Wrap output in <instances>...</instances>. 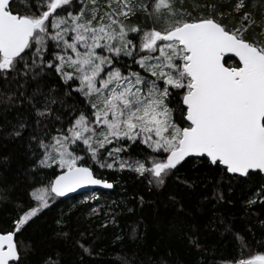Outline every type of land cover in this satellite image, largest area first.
<instances>
[{"label": "snow or ice", "instance_id": "obj_1", "mask_svg": "<svg viewBox=\"0 0 264 264\" xmlns=\"http://www.w3.org/2000/svg\"><path fill=\"white\" fill-rule=\"evenodd\" d=\"M0 212V264H264V0H0Z\"/></svg>", "mask_w": 264, "mask_h": 264}, {"label": "trees", "instance_id": "obj_2", "mask_svg": "<svg viewBox=\"0 0 264 264\" xmlns=\"http://www.w3.org/2000/svg\"><path fill=\"white\" fill-rule=\"evenodd\" d=\"M124 176H125L124 188L127 189V192H131L135 190H143L142 188H138V186L134 184L129 174L126 173L124 174ZM104 192L107 193V195L105 196V199L109 200V202L111 200H120L121 198L127 195V192L123 191L119 185L114 190L104 191ZM161 211L163 212V209H161ZM3 215H4V212H0V216H3ZM37 227H43L42 223L38 222ZM156 239L157 237L155 236L154 233L149 234L148 242L150 244ZM161 243H162L161 250H163V242Z\"/></svg>", "mask_w": 264, "mask_h": 264}, {"label": "water", "instance_id": "obj_3", "mask_svg": "<svg viewBox=\"0 0 264 264\" xmlns=\"http://www.w3.org/2000/svg\"><path fill=\"white\" fill-rule=\"evenodd\" d=\"M97 191H102V190H97ZM103 191H110V190H103Z\"/></svg>", "mask_w": 264, "mask_h": 264}]
</instances>
